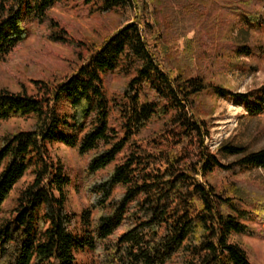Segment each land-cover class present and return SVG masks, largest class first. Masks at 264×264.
<instances>
[{"label": "trees", "instance_id": "trees-1", "mask_svg": "<svg viewBox=\"0 0 264 264\" xmlns=\"http://www.w3.org/2000/svg\"><path fill=\"white\" fill-rule=\"evenodd\" d=\"M202 1L193 4L201 9ZM240 2L221 4L245 28L264 27ZM61 3L0 0V62L43 26L49 41L78 57L63 77L32 80L35 91L0 88V122L31 123L1 138L0 264H80V254L87 264H252L234 237L255 234L249 222L264 219V189L237 177L264 168V148L224 144L219 154L232 158L225 163L207 144L200 100L228 89L164 64L162 0H77L90 14H121L100 43L78 40L51 14ZM193 42L185 40L188 57ZM250 49L233 47L244 56ZM114 74L123 84L111 98L106 80ZM236 95L249 115L264 114V84ZM56 144L86 158L78 174L53 153Z\"/></svg>", "mask_w": 264, "mask_h": 264}, {"label": "rangeland", "instance_id": "rangeland-1", "mask_svg": "<svg viewBox=\"0 0 264 264\" xmlns=\"http://www.w3.org/2000/svg\"><path fill=\"white\" fill-rule=\"evenodd\" d=\"M212 1H202L201 9H198L193 0H162L158 30L163 28L161 50L165 65L174 68V71L184 68L192 74H203L208 81L228 89L225 97L208 92L200 98L202 114L211 128L207 144L226 163L232 158L225 159L219 154V148L224 144L247 146L250 150L264 148V114L249 115L245 103L236 95L246 94L264 84V27L256 30L245 28L239 21L238 13L232 8H222L221 3L243 1L241 6L264 18V0ZM85 8L77 0H62L51 14L64 22L78 40L83 39L87 43L102 42L122 23L118 12L90 14ZM135 12L131 9V18ZM46 30L44 26L35 30L13 56L0 62V88L18 91L26 87L35 91L32 80H54L71 71L78 61L74 48L52 43L46 38ZM207 36L210 37V44L205 40ZM186 39L194 40L195 49L190 57L184 50ZM238 44H247L252 53L237 55L233 47ZM206 45L208 50H204ZM122 84L120 74L107 79L108 96L120 97ZM30 124V121L18 118L0 122V143L6 130L25 129ZM111 124L119 128L120 119L116 112L112 113ZM52 150L72 167L73 175L78 174L86 164V158L80 157L75 150L57 144ZM237 178L264 189L263 167L250 169ZM74 197L79 207L80 196L74 194ZM249 224L255 229V234L240 235L234 239L245 248L252 264H264V219H253ZM88 260V255H78L80 264H87Z\"/></svg>", "mask_w": 264, "mask_h": 264}]
</instances>
